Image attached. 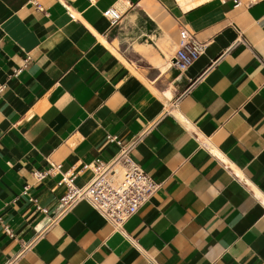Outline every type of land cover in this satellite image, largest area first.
<instances>
[{"label":"crops","instance_id":"crops-1","mask_svg":"<svg viewBox=\"0 0 264 264\" xmlns=\"http://www.w3.org/2000/svg\"><path fill=\"white\" fill-rule=\"evenodd\" d=\"M0 84V264H264V0H0ZM108 135L159 188L120 228L58 217Z\"/></svg>","mask_w":264,"mask_h":264},{"label":"built area","instance_id":"built-area-1","mask_svg":"<svg viewBox=\"0 0 264 264\" xmlns=\"http://www.w3.org/2000/svg\"><path fill=\"white\" fill-rule=\"evenodd\" d=\"M232 1L235 6L240 5V0ZM104 13L111 19L118 17V13L113 9H108ZM206 46L207 42L197 39L188 28H182L178 48L171 59L172 65L180 70L186 69L203 54ZM4 89L5 84H0V95ZM107 138L116 141L113 136L108 135ZM138 140L139 137L128 144L116 141L121 145L116 156L108 161L97 159L88 165L92 176L90 181L82 186L76 184L75 173L63 174L58 185H63L65 191L60 198L58 217L82 201L90 204L116 228H120L126 220L136 214L159 188L158 182L152 179L131 156ZM60 167V164L53 165L49 170L34 171L33 174L40 180ZM43 210L46 212V209Z\"/></svg>","mask_w":264,"mask_h":264}]
</instances>
